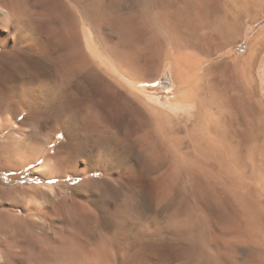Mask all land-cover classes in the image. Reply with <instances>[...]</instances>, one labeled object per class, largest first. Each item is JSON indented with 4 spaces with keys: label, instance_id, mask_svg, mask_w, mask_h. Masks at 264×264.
I'll return each instance as SVG.
<instances>
[{
    "label": "bare ground",
    "instance_id": "6f19581e",
    "mask_svg": "<svg viewBox=\"0 0 264 264\" xmlns=\"http://www.w3.org/2000/svg\"><path fill=\"white\" fill-rule=\"evenodd\" d=\"M69 1L0 0V114L6 115L0 122V134L13 125L11 119L7 118L8 111L16 109L20 113L43 100L42 104L49 103L55 110L56 126L52 138L48 139L47 136L44 139L42 151L34 161L43 156L39 171L55 173L70 167L82 176L97 171H102L103 175L88 178L80 187L74 188V196L66 199L71 203L67 205L69 211L65 210L66 204L62 207L61 203L60 207L49 204L47 211L43 212L50 215L47 222L33 224L29 217L20 216L15 218L13 227L6 212L7 220L0 223V264H141L146 260L144 251L147 246H144V242L141 239L135 241L138 251L134 255L131 253L127 257L125 251L120 256L118 250L129 249L130 242L119 237L118 230L109 226L103 218L100 206L91 200L100 190L106 196L105 188L109 184L119 194L123 204L127 205L128 212L135 213L142 220L139 223H143L150 207L147 195L139 180L129 182L127 177L125 179L126 173L137 179L160 176L165 181L172 178L179 189L188 186L205 189L213 205L215 202L229 204L236 207L242 216L248 215L250 233L246 234L256 237L255 210L262 205L257 195L259 189H255L259 169V156L256 158L255 148L264 146V138L261 139L262 130L256 121L255 129L250 132L248 116L257 119L252 111L247 116L239 112L237 94L240 88L232 83H214L207 88L202 87L206 93L204 96H207L204 99H199V95L196 100L186 98L188 92L186 97L179 95L176 99L178 102L207 108L206 115L203 114L204 120L201 117L190 120L191 123L186 119L177 121L175 117L170 119L163 113L157 114L154 107H149L151 112L149 108L147 112L136 94L141 89L135 81L141 79L143 73L136 51L121 49V42L118 41L122 39L116 36V40H109L113 35L108 36L109 30L114 27L113 20L107 21L112 23L106 26H112L110 29L103 28L108 32L99 28L95 33V11L93 18L91 12V19L87 14V21H83L77 9L79 7L76 8ZM143 4L148 14L140 16L136 24L137 28L140 26L145 30V42L157 41L162 44L166 38L172 39L173 50L163 53V58L173 65L180 85L185 79L187 82L191 70L196 73L203 70L193 85L195 87L205 79L211 66L215 67L206 64L225 51L209 53L204 47L208 54L203 55L197 51V44L192 43L195 38L190 40L191 43L186 38V42H176L179 32L176 15L196 14L200 8L205 16L212 10L215 16L213 26L218 33L226 35L230 44L235 40L233 37L236 31L238 33L239 26L248 29L257 22L259 15L264 14V0H145ZM127 20L124 22L120 19L116 23L122 22L127 30ZM118 26L116 29L115 25L112 30L123 31ZM137 28L135 34H138ZM120 33L123 38L126 37L123 32ZM261 33L251 38L246 55L235 58V64L245 68L247 79L253 66L251 64L255 62L252 59L258 50L264 51V28ZM191 35L194 36H186ZM126 43H121V47ZM228 62L226 60L223 64L229 66ZM185 82L181 89L186 86ZM245 89L252 102L250 83L246 84ZM32 91L40 99H30L28 96ZM241 101L245 105L248 102L246 99ZM15 127L13 134L19 138L22 134L16 130L18 124ZM60 132L64 133V139L56 152L45 154ZM13 134L8 132L0 142V161L2 158L3 166L20 168L30 160L28 155L21 159L10 156ZM85 134L92 136V148L89 146L91 150L88 147V153L81 152L83 155L78 156V148L83 147L79 138ZM80 161L84 162V166H72L73 162ZM58 209H62V213L59 214Z\"/></svg>",
    "mask_w": 264,
    "mask_h": 264
},
{
    "label": "rangeland",
    "instance_id": "374dc122",
    "mask_svg": "<svg viewBox=\"0 0 264 264\" xmlns=\"http://www.w3.org/2000/svg\"><path fill=\"white\" fill-rule=\"evenodd\" d=\"M66 1L68 2V0ZM70 1L71 4L76 5V8L79 7L77 9L78 11L80 10L79 12H81L80 15L82 14L83 16V21H87L86 18L88 16L86 15L89 14L90 18V13L92 12L91 18L95 16V33L96 31H99V28L102 31L104 26L106 30L112 27H106L107 24L113 23V28H115L116 25V29L120 24L118 27L122 28L123 31L120 29L113 31L114 29L111 28L112 33L109 30L108 36H110V34L113 35L109 37V40L113 41L116 40V38H120L122 40H117L118 43L127 42L125 44L126 47H124V44L122 47L121 43L120 46L117 44L121 49L125 48L124 50L126 51H136L137 54H135L141 62L143 73L141 75L142 78L135 81L136 86L141 90L135 92L142 100L143 108L146 109L147 112H151L149 107H154L155 111H153L157 112V114L163 113L170 119L175 117L174 119L177 121H185L186 119L187 122L191 123L190 120L193 121L194 118L201 117V120H204L206 115L205 109L207 112V108H201L197 105H189L188 103L183 104V102L180 101L178 102L176 99L179 97V95H184L186 97L185 94L188 92L190 97H188L187 94L186 98H190L191 100H196L198 98L204 99L207 97L206 95L204 96V94H206L204 88H207L210 84L232 83L233 85H237L236 87L240 88L238 91L239 95L237 94L239 100V112H242L244 116H247V114L252 111L254 118L258 119L253 120L248 116L247 122L250 127V132L255 129L254 121H256L262 130L261 139L264 138V51L258 50L257 55L254 57V59H252L255 60V62H252L254 64H251L253 66L250 68L249 79H247V72L245 71V68L242 66L238 67L235 64V58L237 56H244L249 51L251 38L253 39L254 37L260 36L261 30L264 28V14L259 15L257 22L248 27V29H243L245 27L239 26L237 29L239 30L238 33L236 31L235 37H233L236 41L233 39V42L231 41L230 44V41L225 38L226 35L224 33H218L219 31L215 26H213L215 16H213L214 14L212 10L211 12L209 11V15L205 14V16L203 12H201L200 8L196 10L198 14L191 13L189 15H185V13H181L180 15L178 13L179 15H176V19L178 21L176 24L179 28L176 42L181 43L186 42V40L187 42H190L192 38H195L194 41L192 40L193 42H191L194 43V45L197 44L195 46L197 47L196 49L199 48L197 51L199 54L202 53L203 55H207V52L213 53L216 51H225L223 54L213 57L206 64L208 66L213 64L215 67L212 68L210 65L212 69L210 68L209 71L206 72L205 79L200 82L201 84H198V86L200 85L201 87H195L193 85L196 83L197 79L199 80L200 75H202L204 72L203 70V72L199 71L200 73H196L194 70H191V72H189L191 74L189 75L190 78L193 75H197L192 77L190 80L189 77H187V82H185V79L180 85L179 78L177 80L178 76L176 75L173 65L169 62H166L163 58V53L173 50L172 44H174V42L172 39L170 40V38L165 37L166 39L164 40L165 42L162 43L163 45L161 43L158 44L159 42L157 41L152 43L145 42V30L143 28L140 29V26L137 28V21L139 20L138 18H140L142 15L146 16L148 14V11L143 4L145 0H76L78 3L74 0ZM93 12L95 14L94 16ZM122 12L123 14H121ZM132 13L134 14L133 16ZM124 15L127 17L129 15V17L127 18ZM123 16L126 19H123ZM118 17H120L121 21L124 20V22L128 19V22L126 21L127 30L123 28L122 22L119 24L116 23L120 22ZM104 19H106V21ZM112 20V23H107V21L111 22ZM105 22L106 25L104 24ZM123 25H125V23ZM136 28L138 29V34H135ZM182 30H184V32H182ZM192 30H194V33H190ZM118 32H123L126 37L123 38V34H119ZM189 34H194V36L192 37L191 35L187 38ZM136 35L140 36V40ZM238 35L240 36L238 37ZM205 36L208 38H205ZM185 38L186 40H184ZM201 39L203 41H201ZM134 41H138V43L136 42V46L138 45L137 48L134 44ZM198 45L200 46L198 47ZM200 47L203 48L206 54L202 52L203 50ZM204 47L207 48V52ZM155 48L157 51L153 50ZM145 52H148V54ZM226 60H229V66L223 64L226 63ZM231 62H234L233 65ZM235 65L236 67H234ZM184 82L186 86L181 89L184 85ZM247 83H250L251 85L252 102H250L249 99L250 94H245V87ZM205 84L207 86H205ZM202 90L204 92H202ZM96 91L97 87L95 86V92ZM191 95H193V97ZM202 95L203 97H200ZM28 97L34 100H37V97L40 99V97L34 91H32ZM245 99L248 101L245 102L246 105L241 101ZM42 102L39 103L40 105L36 104L35 107L31 106L20 113L16 109L8 111L9 116H7V118L11 119L13 125H11V127L7 129L5 133L0 134L1 142L6 137V135H8V132L13 134V130L16 128V124H18L19 127L16 130L20 131L22 135L18 138V136L13 134L14 136L11 138L12 150L10 152V156L14 159H21V157L24 155H28L30 160V163H27L20 168H13L3 166L4 162H2L3 160L1 158V224H3V222H5L8 218L6 216V212L9 218H11L9 221L12 222L13 227L16 224L15 218H20V216L22 218L29 217L31 221H33V224L47 222L49 221L48 219L50 215H46L43 212L45 210L47 211L49 204L54 203L58 207H60V203L62 204L61 207L63 204H66L65 210L69 211L67 205L71 203L70 201L67 202L66 199L72 198L74 196V188L80 187L88 178L101 177L103 175L102 171H97L82 176L76 172H73L70 167H66L63 171H61L62 173L60 171L55 173L39 171L38 168L44 161L43 156L37 162L34 161L42 151L44 139L47 138V136L48 139L52 138L56 126L54 122L55 110L51 108L49 103L42 104ZM3 116L6 117V115L0 114V122H2L1 120H3ZM239 117L241 120H243L241 115H239ZM84 136L79 138L80 142L83 144V147L78 148L76 152V155L78 156H82L86 152L88 153L92 148V145H90L93 143L92 136H90V134H85ZM63 139L64 133H58L50 143L49 147H47L48 149L45 151V154H54L57 150V146L63 141ZM260 142L263 143L262 140ZM89 146H91V148ZM263 147L260 148L259 146V149L256 146L257 149L255 148L256 158L259 156L257 158V162L261 163H258L259 178L257 176L255 189H259L257 195L258 200L262 205L260 208L258 205V208L255 210V221L257 226V233L255 232L256 237L252 235L247 236V234L249 235L250 233V226L247 222L248 215L242 216L243 214H241L238 209L236 211V207L230 206L229 204L224 205L221 202H215L213 205V201L210 202L211 199L209 200L208 197L209 192L205 189H197L196 187V189H193L192 186H188L185 189H179L172 178H169L165 181L160 176H145L141 179H137L134 177V175L126 173L124 175L125 179L127 177L126 180L129 182H132V179L133 182H137L139 180L147 195L146 199L150 207L148 209V216L146 217L147 219H144L145 221H143V223H139L142 220L139 219L135 213L128 212L127 205L125 206L123 204L119 194H117V192H115L109 184L106 185V191L104 190L106 196L100 190L101 192L99 191V193L95 194L91 198V200L95 201V204L100 206L102 209L103 218L108 222L109 226L112 225L115 227L114 229L118 230L119 237H123L130 242L129 249L123 250L124 252L121 250L123 253L118 250V254L123 256L126 251L125 255H127V257H130L132 254L134 255V253L138 251L135 241L141 239V241L144 242V246H147L145 247L147 249L144 251L146 260L142 261L141 264H264ZM75 163L73 162L72 166H76L77 164L79 166H84L83 161H80L76 164ZM50 175H54V177H50ZM58 213H62V209H58ZM246 229L249 230L246 231Z\"/></svg>",
    "mask_w": 264,
    "mask_h": 264
}]
</instances>
